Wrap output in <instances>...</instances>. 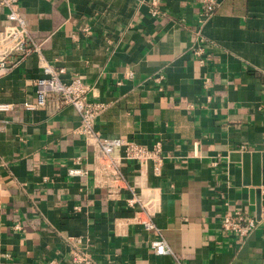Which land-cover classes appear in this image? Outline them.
<instances>
[{
	"label": "crops",
	"instance_id": "0c3cea01",
	"mask_svg": "<svg viewBox=\"0 0 264 264\" xmlns=\"http://www.w3.org/2000/svg\"><path fill=\"white\" fill-rule=\"evenodd\" d=\"M202 4L19 0L41 51L8 56L15 64L0 74V104L10 105L0 110V264H73V251L89 264H264V205L247 236L221 226L235 212L256 218L241 154L264 153V0H217L207 16ZM200 46L204 63L193 54ZM44 63L63 68L64 82L78 76L88 100L104 104L102 135L160 144L159 175L122 161L135 191L156 201L158 230L130 219L125 193L109 198L71 105L51 95L25 109ZM160 237L171 253L155 252Z\"/></svg>",
	"mask_w": 264,
	"mask_h": 264
},
{
	"label": "built area",
	"instance_id": "2783aa9c",
	"mask_svg": "<svg viewBox=\"0 0 264 264\" xmlns=\"http://www.w3.org/2000/svg\"><path fill=\"white\" fill-rule=\"evenodd\" d=\"M216 5L217 0H203L201 14L203 16L211 14ZM0 7L6 9L5 16L10 21V24L6 25L0 32V50H2L0 74H4L9 72L15 64L7 59L8 56L19 55L21 58L31 52L39 54L41 49L27 32L24 19L19 14V0H0ZM156 12V9L151 10L152 15H155ZM193 54L200 63H204L203 47L196 48ZM41 72V76L34 80L35 101L26 103L25 109L33 110L45 107L50 101L51 95L55 96L56 106L71 105L80 119L78 132L84 135L93 146L94 171L100 179V185L106 188L109 198H119L122 193H125V206L131 210L130 219L146 230H158L153 221L157 209L156 201L153 198L145 200L135 191L134 185L130 184L125 177L122 161L135 160L142 166L150 163L153 173L159 175L163 164L160 144L155 143L152 147H147L122 135H102L95 128V119L102 111L104 104L88 100L87 85L78 76L73 77L69 82H64L60 77L64 69L56 68L49 63H44ZM127 76L132 77L133 73L128 72ZM208 83V79H204V86H207ZM9 108V104H0V110ZM116 149H120L121 153L115 155ZM69 173L71 175H83L85 170L72 167L69 169ZM257 224L256 218L240 212L226 215L221 219L223 229L241 236L251 234ZM152 245L157 254L171 253V249L163 237L154 240ZM72 256L73 264L90 263L89 258L80 252L73 251Z\"/></svg>",
	"mask_w": 264,
	"mask_h": 264
},
{
	"label": "water",
	"instance_id": "95a60500",
	"mask_svg": "<svg viewBox=\"0 0 264 264\" xmlns=\"http://www.w3.org/2000/svg\"><path fill=\"white\" fill-rule=\"evenodd\" d=\"M243 180L248 187V198L255 205V217L262 216L261 206L264 205V153H243Z\"/></svg>",
	"mask_w": 264,
	"mask_h": 264
}]
</instances>
